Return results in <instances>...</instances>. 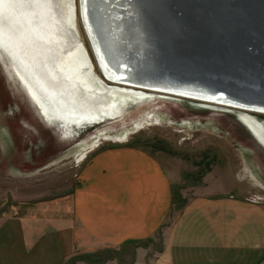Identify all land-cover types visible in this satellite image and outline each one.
Masks as SVG:
<instances>
[{
    "label": "crops",
    "instance_id": "crops-1",
    "mask_svg": "<svg viewBox=\"0 0 264 264\" xmlns=\"http://www.w3.org/2000/svg\"><path fill=\"white\" fill-rule=\"evenodd\" d=\"M224 116L264 184V144ZM42 131L41 148L57 144L55 135ZM205 188L167 224L173 195L161 161L125 145L99 149L82 164L69 194L0 198V264H264V203ZM103 251L116 255L90 257Z\"/></svg>",
    "mask_w": 264,
    "mask_h": 264
},
{
    "label": "rangeland",
    "instance_id": "rangeland-1",
    "mask_svg": "<svg viewBox=\"0 0 264 264\" xmlns=\"http://www.w3.org/2000/svg\"><path fill=\"white\" fill-rule=\"evenodd\" d=\"M77 6L79 33L94 61L95 75L103 77L83 24L80 3ZM7 62L5 57L0 58V198L39 200L69 194L82 164L93 152L125 145L150 152L159 159L171 175L172 197L176 190L185 200L182 207L172 201L167 224L189 198L206 190L209 184L264 203V184L245 162V146L235 144L232 128L223 117L232 113L245 130H250L239 114L240 109L225 106L236 111L235 115L231 109H222L223 105H218L221 109L209 108L200 101L157 94L151 99L122 104L120 114L94 127L75 126L67 134L60 125L54 132L57 144L52 141L53 146L43 149L37 134L40 128L45 132L47 125L40 120L39 111L15 75L10 74ZM243 112L250 113L264 128L263 113ZM138 122L143 123L139 126ZM97 135L99 140L95 138ZM110 135L124 138L112 139ZM94 141L98 143L89 147ZM82 152L86 154L80 158ZM160 237L157 233L156 248L160 247ZM113 255L116 252L103 251L90 257L103 261Z\"/></svg>",
    "mask_w": 264,
    "mask_h": 264
},
{
    "label": "bare ground",
    "instance_id": "bare-ground-1",
    "mask_svg": "<svg viewBox=\"0 0 264 264\" xmlns=\"http://www.w3.org/2000/svg\"><path fill=\"white\" fill-rule=\"evenodd\" d=\"M22 1L0 0V58L4 59L5 57L8 60L10 74L14 75L15 73L18 76L27 89V93L43 114L48 119L61 123L60 125L66 129L67 134L72 129L74 130L75 126H81L84 122L100 123L106 118L115 117L122 112V104L128 103L129 100L151 99L156 94L184 98L187 97L183 95L185 93L198 97H190L192 100L240 109V116L250 127V130L260 136L264 132V128L259 125L255 117L243 112H264V104H260L254 99L237 98L226 93L207 90L198 85L170 83L162 79H147L151 78L147 72L155 64L153 60L154 56H157V52L151 42H145V50L141 44L136 45L137 40H140L139 34L147 33L145 24L140 22V18L143 16L141 11L147 9V6L144 5L145 0H135L137 6L134 0H98L96 4L99 6L93 4L94 0H90V2L81 0L80 10L91 37L89 40L97 52L106 76V78L102 77L105 80L102 85L98 83L100 79L93 74V68L81 47L82 45L76 42L75 38H66L67 44L70 43V49L66 54H59L58 72L49 71V73L44 69H39L42 61L38 59L35 53L36 49L34 50L33 47H36L31 39L34 34L33 29L26 25V22L23 24L20 17L15 16L16 10L11 6H18L22 4ZM30 1V5L33 6L37 3H44L45 0ZM88 3L94 11L93 22ZM70 4H72V0H69L67 6ZM103 5L105 7H102ZM143 12L145 13V11ZM25 13L27 16L28 10ZM63 15L69 24L68 7H64V5ZM51 29H55L54 31L57 32L56 28L51 27ZM56 36L58 43L55 45L56 42H53L55 47L52 43L50 46H42L51 49L45 58L49 64L53 48L55 52V49L62 47V40H59V38H63L62 34L58 32ZM53 39L51 38V41ZM163 54L164 50L161 51V60L164 64ZM163 67H161L163 71L160 74L164 72L170 74L168 71L171 66L167 69ZM97 79L99 80L97 81ZM130 83L153 88H138ZM129 87L131 88L128 89ZM156 87L174 92H159L154 90ZM204 97L210 101H205ZM141 123L143 122H138L137 125L140 126ZM110 137L122 139L124 135L120 137L110 135ZM95 138L99 140L98 135ZM96 143L98 142L89 143V147ZM86 149L87 147L84 148V150ZM84 154L86 152H82L80 158Z\"/></svg>",
    "mask_w": 264,
    "mask_h": 264
},
{
    "label": "water",
    "instance_id": "water-1",
    "mask_svg": "<svg viewBox=\"0 0 264 264\" xmlns=\"http://www.w3.org/2000/svg\"><path fill=\"white\" fill-rule=\"evenodd\" d=\"M97 2L98 0H94L93 4L97 5ZM30 3V0H23L20 5L11 6L16 10L15 16L20 17L23 24L26 22V25L33 29L34 34L31 39L36 45L33 47L34 50L36 49L35 53L38 59L42 61L39 69H44L45 72H58L59 54H66L67 50L70 49V43L67 44L66 38L71 37L82 45L81 47L93 68V74H95L94 61L77 27L76 16L77 5L79 4H77V0H72L70 6H67L69 0H64V2L63 0H45L44 3H37L33 6ZM135 4L137 6L136 1ZM63 5L68 7L69 24H67V19H64ZM144 5L147 6V9L141 11L143 16H141L140 22L145 24L147 33L145 35L144 33L139 34L140 40H137L136 45L141 44L145 50V42H151L157 52V56H154L153 60L155 66L152 65L153 68L148 69L147 72L151 78L147 79H162L170 83L198 85L207 90L226 93L237 98H251L260 104H264V0H145ZM88 7H90L89 3ZM38 11L39 13H37ZM89 11L93 22L94 11L91 7ZM81 17L86 29L82 14ZM51 27L56 28L57 32ZM58 32L63 37L59 38L62 40V47L55 49L54 52L53 46L55 47L58 43L56 40L58 39L56 36ZM51 33H53L52 36ZM86 33L88 34L87 29ZM88 37L91 40L89 34ZM51 38L54 39L51 41ZM53 42H56L55 45ZM51 43L53 44V55L49 64L45 58L51 49L42 46H50ZM163 50L164 64L161 60V51ZM93 51L104 75L94 47ZM162 66L166 69L171 66L170 71H168L170 74L165 72L160 74L163 71ZM14 75L24 88L31 103L39 111L40 120L47 125L46 129L55 135L54 132H57L60 123L48 119L43 114L27 93V89L21 80L15 73ZM95 76L100 79L98 83L102 85L105 80L98 75ZM103 77L106 78L105 75ZM130 85L138 88H153L135 83H130ZM154 90L174 92L157 87ZM183 95H186L187 97L184 98L187 99H192L190 97L198 98L187 93ZM194 101L200 100L194 99ZM205 101H210V99H205ZM202 103L209 108H222L217 104ZM222 109L230 110L231 108L228 109L223 106ZM231 110L235 114L236 111ZM254 112L264 114V112ZM95 124L97 123L84 122L81 127L84 126L87 129L88 126L94 127ZM252 132L264 144V132L261 136L254 131Z\"/></svg>",
    "mask_w": 264,
    "mask_h": 264
},
{
    "label": "trees",
    "instance_id": "trees-1",
    "mask_svg": "<svg viewBox=\"0 0 264 264\" xmlns=\"http://www.w3.org/2000/svg\"><path fill=\"white\" fill-rule=\"evenodd\" d=\"M173 201L176 202L179 207H182L185 204V200L182 199L181 194L176 190H174ZM92 256L97 257V254H93Z\"/></svg>",
    "mask_w": 264,
    "mask_h": 264
}]
</instances>
